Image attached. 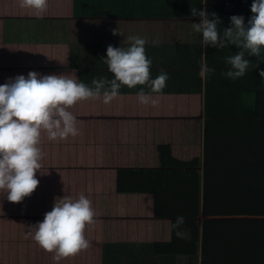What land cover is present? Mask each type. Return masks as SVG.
Masks as SVG:
<instances>
[{
  "label": "crops",
  "instance_id": "obj_1",
  "mask_svg": "<svg viewBox=\"0 0 264 264\" xmlns=\"http://www.w3.org/2000/svg\"><path fill=\"white\" fill-rule=\"evenodd\" d=\"M251 2L47 0L37 18L19 0H0V83L30 70L89 86L111 79L106 47H127L129 37L145 39L150 77L168 76L151 94L154 106L138 103L142 86H122L109 104L88 99L68 109L78 135L41 133L37 188L17 203L0 192V264H264V91H254L263 83L248 71L258 61L246 57L245 75L227 78L225 58L238 49L205 48L191 15L215 12L222 32L231 15L247 22ZM81 194L95 211L84 230L89 245L53 261L29 225L54 198ZM177 215L184 239L171 227Z\"/></svg>",
  "mask_w": 264,
  "mask_h": 264
},
{
  "label": "clouds",
  "instance_id": "obj_2",
  "mask_svg": "<svg viewBox=\"0 0 264 264\" xmlns=\"http://www.w3.org/2000/svg\"><path fill=\"white\" fill-rule=\"evenodd\" d=\"M19 7L39 18L48 3L47 0H19ZM250 12L246 23L243 15H231L229 26L221 32L217 26L222 22L215 12L191 8V15L198 17L192 28L201 35L205 48L220 49L232 45L238 49L225 58L229 67L224 75L231 80L245 75L250 63L246 57L257 58L256 68L264 62L261 59L264 53V0H252ZM112 34L121 35L118 28L112 29ZM128 39L131 43L127 47L111 44L106 47L102 59L112 78H93L91 86L65 75V72L41 74L31 70L26 75L17 74L0 83V192L7 201L21 202L37 188L36 173L41 169L42 158L41 133L53 141L78 135L76 117L68 110L75 103L102 98L104 104H109L120 95L122 86L131 89L139 85L142 87L136 94L138 103L156 105L157 100L151 94H161L168 79L167 73L162 71L151 78L152 61L146 57L145 39ZM158 43V40L152 41L153 45ZM205 71L214 69L205 68ZM259 76L264 83V69L259 70ZM145 88L149 90L147 93ZM94 216L91 201L85 195L76 199L65 195L59 200L56 197L43 219L29 225L28 234L40 248L53 253L52 260L58 262L88 247L84 230L93 222ZM184 219L183 215H177L171 225L181 239L187 235Z\"/></svg>",
  "mask_w": 264,
  "mask_h": 264
},
{
  "label": "trees",
  "instance_id": "obj_3",
  "mask_svg": "<svg viewBox=\"0 0 264 264\" xmlns=\"http://www.w3.org/2000/svg\"><path fill=\"white\" fill-rule=\"evenodd\" d=\"M75 1H78V0H75ZM211 64V63H209ZM253 67H256V66H253ZM260 69H264V66H258V68H253V69H248V71L252 74V77L255 78V81L257 83H260L261 82V79H260V76H259V70ZM262 83V82H261ZM262 89V90H261ZM256 93L259 92V91H264V83H263V86L262 87H257V89L254 90ZM255 112V111H254ZM254 117H255V113H254Z\"/></svg>",
  "mask_w": 264,
  "mask_h": 264
}]
</instances>
